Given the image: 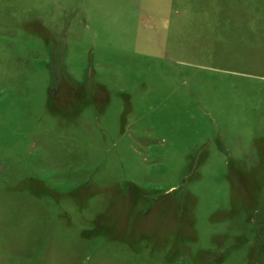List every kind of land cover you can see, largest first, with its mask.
Returning <instances> with one entry per match:
<instances>
[{"label":"rangeland","instance_id":"374dc122","mask_svg":"<svg viewBox=\"0 0 264 264\" xmlns=\"http://www.w3.org/2000/svg\"><path fill=\"white\" fill-rule=\"evenodd\" d=\"M0 264H264V0H0Z\"/></svg>","mask_w":264,"mask_h":264}]
</instances>
